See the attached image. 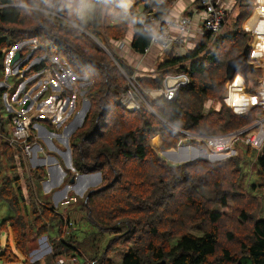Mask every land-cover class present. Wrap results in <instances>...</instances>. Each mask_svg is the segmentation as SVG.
I'll return each instance as SVG.
<instances>
[{"label": "trees", "instance_id": "obj_1", "mask_svg": "<svg viewBox=\"0 0 264 264\" xmlns=\"http://www.w3.org/2000/svg\"><path fill=\"white\" fill-rule=\"evenodd\" d=\"M204 1L195 0L200 8ZM235 1L237 19L225 24L226 30L233 28L230 33L223 31L210 47L205 36L194 49L160 60L153 75L137 76L131 64L135 59L128 62L114 43L132 31L130 47L144 55L151 47L155 25L151 19L162 20L176 0H138L129 10L121 7L120 0H0V83L4 84L0 86V202L8 208L0 220V262L57 264L63 257H82L86 264H113L111 254L119 250L121 264H237L240 260L264 264V149L238 144L237 155L217 163L195 160L172 165L151 144L161 134L169 141L168 147L176 148L185 136L175 127L203 136L239 130L263 112L262 106H255L236 113L222 100L226 84L243 75L237 70L229 81L227 64L242 55L252 35L242 24L254 1ZM68 20L71 25L65 24ZM28 55L20 66L26 72L22 75L19 70L14 84H7V68L13 69ZM64 65L93 81L85 94L90 107L70 137L74 170L66 169L70 185L76 173L102 174V186L90 187L85 197L70 193L67 199L73 200L69 205L84 208L86 220L99 230L83 234L85 243L76 240L80 232H73L77 227L69 214L54 204L55 191L39 193L47 174L41 167H29L22 149L11 144L15 113L5 117V93L10 100L22 82L47 68L61 72ZM211 69L217 75H209ZM261 70L256 67L243 75L251 83L248 93L255 94L259 87ZM179 73L187 74L190 82L176 99L152 98L144 92L155 112L144 104L128 110L120 100L129 87L126 76L134 77L142 90H151L161 88L166 75ZM72 95L73 89H64L62 94ZM36 122L50 131L59 130L51 119L37 118L32 124ZM187 143L206 147L194 140ZM187 150L194 152L183 148L182 154ZM20 168L27 172L26 185ZM178 196L179 202L171 208L167 201ZM55 229L58 233L49 239L51 252L30 262L39 239ZM101 231L112 234L105 244Z\"/></svg>", "mask_w": 264, "mask_h": 264}, {"label": "rangeland", "instance_id": "obj_2", "mask_svg": "<svg viewBox=\"0 0 264 264\" xmlns=\"http://www.w3.org/2000/svg\"><path fill=\"white\" fill-rule=\"evenodd\" d=\"M254 1V0H253ZM257 1V0H256ZM235 3H236V1L235 2H231V5H232V7H234V5H235ZM255 7V4H253V8H252V11H251V13H250V15L252 14V17L253 18H256V20H257V22H259V18L261 17V13H259V12H256V14H255V11H260V8L259 7H257V5H256V7ZM259 9V10H258ZM255 10V11H254ZM249 15V16H250ZM237 16H238V10H237V3H236V6H235V8H233L230 12H229V10H228V16L226 17V21H225V24L227 23V21L229 20V22H231L234 18H235V20L237 19ZM248 18V17H247ZM246 18V19H247ZM245 19V20H246ZM245 20L243 21V24H244V22H245ZM65 24H72L69 20H68V22H65ZM225 24H224V26H223V30H222V33H223V31H225V34L226 33H230L231 31H232V29L231 30H229V29H227L226 30V28H225ZM233 24V23H232ZM243 24H242V28H243V30L244 31H246V32H250L249 30H252V31H254L255 32V38L256 37H258V38H260V36L262 35L263 37H264V35L263 34H261L260 33V35L256 32L257 31V29H259V25H260V23H259V25H258V27H255L254 26V24L252 23V21H251V23H249L250 25L248 26V30H246L245 28H244V26H243ZM17 27H21V26H17ZM121 41L123 42V41H125L124 43H125V46L124 47H122V45H120V43H121ZM204 40L202 39L201 41H199L198 42V45L199 44H201L202 42H203ZM214 41H209V40H207V43H208V47H210L211 46V43H213ZM255 43L258 45V46H255L256 47V49H257V52H255L254 53V50L252 51L253 53H252V57L254 58V59H259V60H262L263 61V63H264V58H262L260 55H264V41H262V42H257V41H255ZM114 48H115V50L121 55V56H123L127 61H128V59L130 58V59H137L136 61H132V66L135 68V70L137 71L136 72V75L137 76H145V75H153L154 73H155V71H156V68L157 67H159V64H160V60H162L163 58H166L164 55H162L160 58H155V59H152L151 57H150V55H148V56H146V57H140L141 55H138V54H136V53H134L133 51H132V49H131V47H130V44H129V41L127 40V37L126 38H124V39H122V40H120V41H117V42H115L114 43ZM100 46V45H99ZM22 47V45L20 46H18V49H20ZM101 47V46H100ZM194 47V46H193ZM193 47H191V48H193ZM190 48V47H189ZM253 49H254V47H253ZM190 50V49H189ZM15 51V49H13V51L12 52H10L9 54H8V57L6 58V62L7 63H9V61H10V58H11V56L13 55V52ZM184 52H187V50H183L182 51V54L184 53ZM259 52V53H258ZM261 52V53H260ZM28 57H29V55L28 56H26L25 58H23L22 60H19L16 64H15V66L13 67V69H9V67L7 68V74H8V72L10 71V76H9V78H8V81H7V84H14V79L16 78V77H14V75H16L18 72H19V70H20V66L23 64V63H25L27 60H28ZM264 57V56H263ZM164 60V59H163ZM129 62V61H128ZM143 63V66L145 67L144 68V71L143 70H141V69H139V66H134V65H136L137 63ZM34 62L32 61L31 62V65L33 64ZM116 63V62H115ZM116 65H117V67L119 68V70L123 73V70H122V68H121V66L118 64V63H116ZM64 67H67V68H70V67H68L67 65L65 66L64 65ZM22 70H20V72H21ZM73 71V70H72ZM24 72H26V69H23V71H22V74H24ZM74 72V71H73ZM58 73L59 72H55L54 73V79L56 78V77H58ZM75 73V72H74ZM76 74V73H75ZM211 74H215V75H217V73L215 72V69H211L210 70V74L209 75H211ZM78 75V74H77ZM118 75H119V77H121L120 75L121 74H119L118 73ZM20 76H21V74H20ZM127 77V79H128V82H127V85H129V76H126ZM85 78V79H84ZM122 78V77H121ZM34 79V82H33V84H32V86H28V88L27 89H25V86L27 85V84H29L30 82H31V80H33ZM78 80V86H82L81 87V89L78 91V97L79 98H86L88 101H89V99L85 96V94L87 93V90H88V88L92 85V83H93V81H90V78L88 77V76H80V75H78V78H77ZM36 80V77H33V78H30V79H28V80H26V81H24V82H22L19 86H18V88H17V91H16V93L15 94H13L11 97V99L10 100H8V95L5 93L4 95H3V99H4V101H5V104H6V106H8V111H6V114H5V117L6 118H8V116H9V112H15V113H20V112H22V109H23V104H20L19 102H17V101H15V100H17L18 99V96H19V94L21 95V93L22 92H24V94H23V96L19 99V101L20 102H26L27 100H30L31 101V103H30V105H29V108H32V107H36L37 105H40V104H42L41 103V99L42 98H39V95L41 94V92L39 91L40 90V87H41V83H38L37 81H35ZM94 83H95V79H94ZM229 83V82H228ZM228 83L226 84V94H224L223 95V103H225L226 105H227V103H226V101H225V97L227 96V92H228ZM55 84V83H54ZM251 83H248V87H250L251 85H250ZM2 85H4L3 84V82H1L0 83V86H2ZM74 86L75 87H78V86H76V84H74ZM130 86V85H129ZM8 87H10V86H8ZM129 88V87H128ZM65 89H67V88H65ZM74 89V88H73ZM71 90V89H70ZM128 90V89H127ZM126 90V91H127ZM145 91V90H144ZM55 94L57 95V93H58V89H55ZM146 93V92H145ZM55 95V96H56ZM121 100V99H120ZM46 102L47 101H50V100H45ZM230 105H232L235 109H236V111H238V112H243V111H247V110H249V108H252V107H254V106H256V105H264V100L262 101L259 97H248V96H244V95H242V91L241 92H239L238 90H234L232 87H231V93H230ZM216 103V102H215ZM218 103V102H217ZM213 102H210L209 104H208V106L209 107H212L213 106ZM45 104H43V105H41V106H44ZM219 105V104H218ZM58 106V108H59V104L57 105ZM206 107L207 109H209V107ZM28 108V109H29ZM52 109V111L53 110H55V107H54V103H53V100L46 106V107H40V108H36L35 110H34V116H37V115H39L40 113H44V114H46V115H50V112H49V110H51ZM60 109V108H59ZM151 111H153V112H155L154 111V109H150ZM82 111L81 110H76L74 113H73V115H74V117L75 116H77V118H76V120H74V122L72 123V124H70L69 125V127L68 126H66V125H64V126H62V127H59L58 129L60 130L61 128H62V130H64V129H67L66 130V133H64L65 135H64V138H63V140L62 141H64V142H62L61 140H58V139H56V138H54V137H57V136H52V135H50V134H48L47 133V130H49L48 128H47V126L46 125H43L42 123H39V122H36V123H34L33 124V129H34V131L36 132V137H37V141H36V143L37 144H39L40 145V147H41V150H44V153H46V155H44V159H42V162H41V164H37L36 165V162L35 161H30V156L28 155V166L29 167H32V168H36L37 166H40L42 169H44V173L45 174H47V176L45 177V179H43L42 180V182H41V186H40V189H39V193L40 194H42V195H44V194H48V193H50V192H54V191H56V190H60V189H62L64 186H66V185H70V184H67L66 183V175L65 176H63V171L62 170H64L65 172H66V169H68V170H74V167L72 168V167H70V166H68V164L66 163L65 164V160L67 159H70V157H69V152L67 151V144H66V140H67V137H69V136H71V134L78 128V127H80L81 125H82V123H83V118L84 117H82L83 115L85 116V114L87 113V110L85 111H83L82 113H81ZM28 113H29V111H28ZM27 113V114H28ZM73 115H72V118H73ZM258 117V116H257ZM159 120L161 121V117L159 116ZM159 121V122H160ZM82 122V123H81ZM81 123V124H80ZM161 123V122H160ZM35 124H41V125H43V126H45L46 128H47V130L46 129H43V128H37L36 127V125ZM162 124V123H161ZM163 125V124H162ZM252 125V124H251ZM39 129L42 131L41 133L39 132ZM75 129V130H74ZM74 130V131H73ZM50 131V130H49ZM53 132H55V131H53ZM63 132V131H62ZM258 132V130L257 129H253L251 132H250V134L251 135H256V133ZM59 133V132H58ZM42 135V136H41ZM42 137V138H41ZM52 138V139H51ZM45 139H46V143H48L47 141H49V143H50V146H51V142L54 144V146H56V148L58 149V150H62V152H65V151H67L65 154H61V156H62V158H63V160H64V163L60 160V159H62L61 157H59V151L57 152L56 150H54V148L53 149H50L49 147H48V145L45 143ZM50 139H51V141H50ZM62 143H64L65 144V148H60L59 146L62 144ZM45 144V145H44ZM151 144H152V149L157 153V154H159L166 162H168V163H170V164H172V165H177V164H179V163H176V161H174L173 160V158H175L173 155H172V153L171 152H167V153H165V152H162V151H166V150H174V149H177V148H172V147H168L167 145L169 144V141L168 140H165L164 139V137H163V135H161V134H158V135H155L153 138H152V141H151ZM70 146V145H69ZM33 147H37V145L35 144ZM191 148V147H190ZM33 149V148H32ZM70 149H71V146H70ZM188 149V148H187ZM192 150H194L193 148H191ZM201 150H203L204 152H206L207 154H209L210 156H208V158L209 159H211V160H209V161H206V160H203V159H200L201 161H206V162H210V163H217V162H220V161H223V159H225V158H227V157H225V156H222V155H216L215 153H213L212 151H210V150H208L207 149V147H202L201 148ZM198 152V154H200V156H201V152L200 151H197ZM31 153H32V150H31ZM39 154H40V150H37L36 151V158H39ZM179 154V153H178ZM184 154H192V152L191 151H189V150H187V151H185V153ZM71 155H72V150H71ZM46 159H48V162H49V164H50V166L49 165H47L46 163H45V161H46ZM55 159H57L58 161H56ZM171 162H170V161ZM197 161H199V160H197ZM178 162V161H177ZM174 163H176V164H174ZM29 164H31V166L29 165ZM59 164V166H60V168H56V167H54L55 165H58ZM182 164V163H181ZM21 167V166H20ZM49 167H51V169L49 168ZM49 168V169H48ZM49 170V171H48ZM55 170H57L58 172H62V175L60 176L61 178H60V180L61 179H63L64 178V180H63V182L60 184V185H58V186H56V187H52V185L55 183H58V182H60V180H57V181H54L53 180V183L50 185L51 186V188L48 190V189H46L45 188V184L43 183L44 181H46V180H48V179H50V172H52L53 173V176H54V172H56ZM19 175H20V177L21 176H23V180H22V183H23V185H26V179L24 178V177H26V174H27V172H24L21 168L19 169ZM77 174V173H76ZM90 174H92V175H95V176H97V177H99V178H97V180L96 179H94V180H92V181H90L91 183H94V184H92L91 185V183L89 182L88 183V181H87V183L83 186V187H79L80 188V191L82 190V189H84V191H86V190H88L90 187H100V186H102V184H103V178H102V174H101V172L100 173H90ZM253 177L255 178L256 177V172H254L253 173ZM51 178H52V176H51ZM261 181H264V178L262 177V179H261ZM37 185H40V183H36ZM48 185V184H47ZM78 188V187H77ZM264 190V189H263ZM87 192V191H86ZM24 193L26 194L27 193V191H26V188H24ZM64 192H59V193H57V194H55V192L52 194V200H53V202H54V204L56 205V206H59L58 208H59V210H60V212H62V213H68L69 214V217L72 219V221L74 222V224H75V226L77 227V230H73V232H77V231H79L80 233H79V235H80V237H77L76 238V240H82V236H83V234H85V233H98L97 231H99L98 230V228L97 227H95L94 225H92L91 223H89L87 220H86V210L84 209V208H82L80 205H75V204H73V205H67V200H66V198H67V196L69 197V195H70V193H73V194H75V195H78V196H80V197H85V195H81L80 194V192H78V191H76V190H69L66 194H63ZM85 194V193H84ZM179 199H180V197L178 196V197H175V200L173 201V200H171V199H169L168 201H167V204H172L171 205V208H173L174 207V205H175V203H177V202H179ZM58 201V203L56 204L55 202H57ZM263 206H264V198H263ZM69 203V202H68ZM64 205H66V206H64ZM8 208H7V205L6 204H4V203H2V202H0V220H2L4 217H6L7 216V214H8ZM124 229V228H123ZM3 232H5V230H3L2 231V233ZM101 232H103V231H101ZM193 232H197V230H193ZM58 233V229H55L53 232H51L49 235L48 234H46V236L47 237H43V238H40L39 239V242H37V246H36V248L35 249H33L32 251H31V253H30V256H29V260H30V262H34V261H37V260H41L45 255H47V254H49L50 252H51V244H50V241H49V239L50 238H54L55 236H56V234ZM104 234V238H103V244H105L106 242H108V240L111 238V236H112V234L111 233H109V232H103ZM73 240V239H72ZM71 240V241H72ZM5 241V238L3 237V242ZM81 242H83V243H85L84 242V240H82ZM122 251V250H121ZM78 256V255H77ZM121 257H122V254H121V252L118 250V251H114L112 254H111V258H112V260H113V264H121ZM82 258V257H81ZM0 264H3L2 262H0ZM57 264H73L72 263V261H71V259H70V257H67V258H64L63 257V259H61ZM84 264H86V263H84ZM87 264H89L88 262H87Z\"/></svg>", "mask_w": 264, "mask_h": 264}, {"label": "built area", "instance_id": "obj_3", "mask_svg": "<svg viewBox=\"0 0 264 264\" xmlns=\"http://www.w3.org/2000/svg\"><path fill=\"white\" fill-rule=\"evenodd\" d=\"M229 0H205L204 1V8H200L203 13V18L201 20V28L198 31H195L193 28V18L189 13H184L177 18H170V19H160L156 20L152 18L151 21L155 23L152 33H151V46L152 45H159L160 50L162 51V55L167 57L170 53L174 55H181L183 50H189V44L195 42L197 34L203 35V39L205 36L208 37L209 41H215L217 37L222 34L223 26L226 21V17L228 16V5ZM255 6L257 5V1L254 0ZM251 32V31H250ZM252 33V32H251ZM253 35V33H252ZM32 42L34 43L33 48H36V39H33ZM125 41H121L120 45L122 47L125 46ZM151 47L145 49V54L149 52ZM253 49V48H252ZM250 62L254 63L256 66L257 63L251 56L249 58ZM257 67V66H256ZM11 70V69H10ZM23 71V70H22ZM21 71V74H22ZM25 73V72H24ZM54 73L55 71L52 68H47L43 70L39 75L35 76L37 82L44 81L45 88L41 85V93H47L51 90V84L54 82ZM10 71L8 72V75ZM23 75V74H22ZM244 77V76H243ZM236 78V77H235ZM234 78V80H235ZM34 80V79H33ZM228 83V92L227 96L225 97V101L227 105H229L236 113H244L248 112H238L236 109L230 105V93H231V86L234 83ZM190 80L187 74L179 73V74H168L163 80V84L161 88L158 89H151V90H142L140 87L137 86L135 83L134 77H129V88L128 90L121 95V102L125 105L126 109L128 110H136L141 108L142 104L147 105L150 109V104L144 97V92L149 94L152 98H162L164 97L168 101H172L176 99L179 91L186 87L189 84ZM73 89V88H72ZM64 90H61L57 93V96L54 99H50L49 102L53 100L54 107L56 114L59 117H63L65 112L62 111V106L67 102L66 97H63ZM244 91L247 92V87ZM252 94V93H250ZM74 95V89H73ZM253 95V94H252ZM22 96H18V99L15 100L20 104H25V102H20L19 99ZM70 99L73 96H68ZM75 103L69 105L70 107V114H67L65 118L60 119V123L64 121H68L72 118V114L78 110V101L76 97H74ZM77 101V105H76ZM59 102V108L58 103ZM63 102V103H62ZM57 103V104H56ZM44 105L42 107H46ZM263 107V112L260 113L252 125L244 127L239 130L225 132V133H217L213 135L203 136L195 133H182L185 137L180 139L178 145L181 144H188L197 147L194 144L187 143L190 140H194L197 143L204 144L206 147L210 149L216 155H222L225 157L235 156L239 153L240 149L238 144H245L251 146L253 149L257 151H263L264 149V105H257ZM41 107V108H42ZM33 108V107H32ZM30 108V109H32ZM30 109H22V112L15 113V116L11 120V144L13 146L22 149V153L24 156L28 157L31 156V150L36 143L37 135L36 132L32 131L33 129V120L37 118H48L53 121V123L57 126L56 122L58 118L55 120L49 115L44 113H40L37 116H34V111L31 114L28 113ZM28 113V114H27ZM70 118V119H69ZM253 129H257L258 132L256 135H251L250 132ZM34 130V129H33ZM35 136V141H30L31 137ZM40 157V156H39ZM226 159V158H225ZM73 264H84L83 260L80 257H72L70 258Z\"/></svg>", "mask_w": 264, "mask_h": 264}, {"label": "crops", "instance_id": "obj_4", "mask_svg": "<svg viewBox=\"0 0 264 264\" xmlns=\"http://www.w3.org/2000/svg\"><path fill=\"white\" fill-rule=\"evenodd\" d=\"M138 2V0H131V2L130 3H127V4H121L122 5V7L124 8V9H126V10H128V9H130L131 7H132V5H134L135 3H137ZM231 2H235V0H229V2H228V5H229V12L233 9V8H235V6H236V3H235V5H234V7H232V5H231ZM200 6L198 5V4H196V2H195V0H176V2L172 5V7L170 8V11L168 12V14H166L165 16H164V19H170V18H177V17H179L180 15H182V14H184V13H189L191 16H192V18H193V28L195 29V31H198L200 28H201V20H202V18H203V13H202V10L199 8ZM256 7V6H255ZM254 7V8H255ZM257 7H259L260 8V11H255V14H256V12H259V13H261V17L259 18V22H257V20H256V18H253L252 17V14L245 20V22H244V24H243V26H244V28L246 29V30H248V26L250 25L249 23H251V21H252V23L254 24V26L255 27H258V25H259V23H260V25H259V29H257V33L260 35V33L261 34H263L264 35V0H257ZM141 8V7H140ZM259 10V9H258ZM249 31H251L252 33H253V35H254V39H253V42H252V48L254 47V49H252V51L254 50V53L255 52H257V49H256V47L255 46H258L256 43H255V41H257V42H262V41H264V37L261 35L260 36V38H258V37H256L255 38V32L254 31H252V30H249ZM132 36H133V32L132 31H129V33H128V35H127V40L129 41V44L131 43V39H132ZM203 39V35H201V34H197V37H196V39H195V42H193V43H190L188 46L190 47L189 49H194V48H191V47H193L194 45H198V42L199 41H201ZM186 50V49H185ZM185 53V52H184ZM253 53V52H252ZM259 53V52H258ZM261 53V52H260ZM162 51L160 50V47H159V45H152L151 46V48H150V50H149V52L147 53V54H144V55H141L140 57H146V56H148V55H150V57L152 58V59H155L156 57L158 58V57H161L162 56ZM262 58H264L263 56V54L262 55H260ZM163 59H165V58H163ZM162 59V60H163ZM254 59V58H253ZM137 59H135V61H136ZM255 60V62L257 63V68H261L262 70H261V76H260V78H259V87L258 88H256V90H255V94H250V93H246L245 91H244V87H245V89H246V87H247V80L245 79V77H243V75H241V74H238L237 76H236V78H235V80H234V83L232 84V88L236 91V90H238L239 92H241L242 91V95H244V96H248V97H259L262 101L264 100V63H263V61L262 60H259V59H254ZM132 64V63H131ZM134 66H139V69H141V70H143L144 71V66H143V63H137L136 65H134ZM78 75L77 74H75L73 71H72V69L71 68H67V67H62L61 68V72H59L58 73V77H56L55 79H54V82L51 84V90L49 91V92H47V93H41L40 95H39V98H42L40 101H41V103L42 104H40V105H37L36 107H33L32 109H30L29 110V114H31V112L32 111H34L36 108H40V107H42L41 105H43V104H45V105H48L50 102L49 101H45V100H50V99H54L57 95L55 94L56 92H55V89H58V92L59 91H61V90H64L65 88H67V89H72V88H74V95H72L73 96V98H69L68 96L66 97V99H67V102L62 106V111L63 112H65V114L63 115V117L62 118H65L66 116H67V114H70V103H68L69 101L71 102V104H74L75 103V100H74V97H76V100L78 101V110H81L82 112L85 110H87L88 111V109H89V107H90V102L86 99V98H79L78 96V91L81 89V87L82 86H78ZM85 79V78H84ZM38 83H41V85H43V88H45V84H44V81L42 82V81H39ZM55 83V84H54ZM74 84H76V86H78V87H75L74 86ZM40 92H41V89L39 90ZM56 95V96H55ZM77 101H76V105H77ZM58 104H60L59 102H57ZM56 103V104H57ZM63 103V102H62ZM257 106V105H256ZM255 107V106H254ZM253 108V107H252ZM252 108H249V110L250 109H252ZM49 112H50V115H49V117H52L53 119H57L58 118V116L59 115H57L56 114V111L55 110H53L52 111V109L51 110H49ZM81 112V113H82ZM73 115V114H72ZM71 115V116H72ZM86 115V114H85ZM78 116V115H77ZM77 116H75L74 117V115H73V118H69L70 120H68V121H64L63 120V122L62 123H60L61 121H60V119H62L61 117H59L58 118V120L57 121H55L56 122V124H57V127H62V126H64V125H66V126H68L69 127V125L70 124H72L73 122H74V120H76V118H77ZM82 117H85L84 115L82 116ZM84 119V118H83ZM60 121V122H59ZM82 123V122H81ZM80 123V124H81ZM66 130L67 129H64V130H62V128L60 129V130H57L56 132H53V131H51L50 133H48V134H50V135H54V136H57V137H54V138H56V139H58V140H63V138H64V133H66ZM75 130V129H74ZM73 130V131H74ZM63 131V132H62ZM39 132L41 133L42 131L39 129ZM59 132V133H58ZM72 135V134H71ZM42 136V135H41ZM70 137L71 136H69V137H67V140H66V144H67V151L69 152V157H70V159H66L65 160V164L67 163L68 164V162L70 161L71 163H70V165L68 164V166H70V167H72L73 168V164H72V155H71V150L72 149H70ZM42 138V137H41ZM52 139V138H51ZM51 139H50V141H51ZM48 143H46V139H45V143L48 145V147L50 148V149H53L54 148V150H56L60 155H59V157H61L62 158V156H61V154H65L67 151H65V152H62V150L60 151V150H58L57 148H56V146H54V144L51 142V146H50V143H49V141H47ZM62 142H64V141H62ZM45 145V144H44ZM70 145V146H69ZM60 148H65L66 146H65V144L64 143H62L60 146H59ZM37 150H40V154H39V158H36V151ZM44 155H46V153H44V150H41V147H40V145H37V147H33V149H32V153H31V156H30V161H35L36 162V165L39 163V164H41V162H42V159H44ZM58 161V160H57ZM62 161L64 162V160H63V158H62ZM45 163L47 164V165H49L50 166V164H49V162H48V159H46V161H45ZM56 172H54L55 174H54V176H53V173L51 172V174H52V179H51V181H57V180H60V176L62 175V172L60 173V172H58L57 170H55ZM63 171V173L65 172L64 170H62ZM66 173V172H65ZM67 174V173H66ZM98 177H95L94 179H97ZM93 179V180H94ZM82 181H80L79 182V186L80 187H82V183H81ZM84 185V184H83ZM51 186H50V183H49V185H47L46 186V189H48L49 190V188H50ZM73 191V190H72ZM71 203H73V201H71ZM67 205H68V202H67ZM64 206H66V205H64Z\"/></svg>", "mask_w": 264, "mask_h": 264}, {"label": "water", "instance_id": "obj_5", "mask_svg": "<svg viewBox=\"0 0 264 264\" xmlns=\"http://www.w3.org/2000/svg\"><path fill=\"white\" fill-rule=\"evenodd\" d=\"M253 39H254V35H250V43L246 46L244 52L242 53V55H240L237 59L235 60H231L228 62L227 64V69H226V75H227V78L230 80H232L234 77H235V73L237 70H239L243 75L247 76V74L249 72H252L254 70V68H256V66L254 65V63L250 62L249 58L251 56V52H252V42H253ZM19 57V55L17 54L15 57H14V61L17 60ZM31 101L30 100H27L23 106V109L27 110L29 108V105H30ZM150 109H153L151 106H150ZM37 128H43V129H46L47 128L41 124H35ZM176 129L178 132L180 133H190V132H187V131H183L179 128H174ZM51 131L47 130V133H50ZM52 133V132H51ZM36 145H39V144H36ZM193 148L194 149V152L193 154H182V151H183V148ZM197 151H200L202 154L204 153L205 156L204 157H201V156H197L198 155V152ZM162 152H171L172 155L177 159L178 162L176 163H190L192 161H195V160H200V159H203V160H206V161H209L211 159L208 158V156H210L209 154H207L206 152H204L203 150H201V148H198V147H195V146H190L188 144H181V145H178L177 149H174V150H166V151H162ZM178 153H181V155H178ZM57 161V159H55ZM170 161V160H169ZM171 162V161H170ZM70 161L68 162V164L70 165ZM31 166V164H29ZM37 167H40V166H37ZM54 167L56 168H60L59 164L58 165H55ZM51 169V167H49ZM48 168V169H49ZM49 171V170H48ZM97 173H100V172H97ZM95 174V173H94ZM66 173L64 172L63 173V176H65ZM50 179L44 181L43 183L45 184V188L47 186V184L50 185L53 183V181H51V172H50ZM92 176H95V175H92V174H83V173H77L72 179H71V185H66L64 186L62 189L60 190H56L55 191V194L59 193V192H64L63 194H66L69 190H76L78 192H80V194L83 196L84 193H86V191H84V189H82L80 191V186H79V182L82 181V187L87 183V181L89 180V178H91ZM99 178V177H98ZM64 178L60 180V182L58 183H54L52 185V187H56L58 185H60L62 182H63ZM97 180V179H96ZM91 183V182H90ZM84 184V185H83ZM94 184V183H91V185ZM78 187V188H77ZM80 187V188H79ZM51 188V187H50ZM49 188V189H50ZM56 204L58 203L55 202ZM43 237H46V236H43ZM247 261L245 260H240L237 264H246ZM89 264H95V263H89Z\"/></svg>", "mask_w": 264, "mask_h": 264}, {"label": "clouds", "instance_id": "obj_6", "mask_svg": "<svg viewBox=\"0 0 264 264\" xmlns=\"http://www.w3.org/2000/svg\"><path fill=\"white\" fill-rule=\"evenodd\" d=\"M120 5L121 4H127V3H130L131 2V0H120ZM121 7H122V5H121ZM123 8V7H122ZM126 10V9H125ZM129 10V9H128ZM199 148V147H198Z\"/></svg>", "mask_w": 264, "mask_h": 264}, {"label": "bare ground", "instance_id": "obj_7", "mask_svg": "<svg viewBox=\"0 0 264 264\" xmlns=\"http://www.w3.org/2000/svg\"><path fill=\"white\" fill-rule=\"evenodd\" d=\"M197 156H200V154H198ZM204 156H205V154L201 153V157H204ZM174 164H176V163H174ZM95 177H97V176H92L91 178H89V180L92 181ZM89 180H88V183L90 182Z\"/></svg>", "mask_w": 264, "mask_h": 264}]
</instances>
